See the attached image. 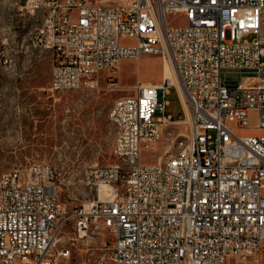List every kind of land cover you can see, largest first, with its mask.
I'll list each match as a JSON object with an SVG mask.
<instances>
[{"label":"built area","instance_id":"built-area-1","mask_svg":"<svg viewBox=\"0 0 264 264\" xmlns=\"http://www.w3.org/2000/svg\"><path fill=\"white\" fill-rule=\"evenodd\" d=\"M21 10L40 23L20 39L0 21L2 69L33 46L52 53V92L98 88L103 74L114 89L123 60L171 56L191 113H167L170 81L118 98L117 162L85 169V203L72 213L51 165L0 173V264H69L64 232L98 223L115 235L109 264H261L264 133L240 132L264 131V0H24ZM162 137L169 148L146 163L142 150Z\"/></svg>","mask_w":264,"mask_h":264},{"label":"rangeland","instance_id":"rangeland-1","mask_svg":"<svg viewBox=\"0 0 264 264\" xmlns=\"http://www.w3.org/2000/svg\"><path fill=\"white\" fill-rule=\"evenodd\" d=\"M119 3L130 0H87ZM24 0H0V21L5 29L13 26L20 39L35 30L40 18L23 13ZM171 24H185L182 16H168ZM264 62V57L262 59ZM167 65V66H166ZM165 67L175 85L166 96L170 101L167 113L184 121L191 107L183 96L180 79L173 60L161 55H143L140 59H126L115 74L117 86L109 88L102 75L95 89L73 92H52L51 51L30 47L19 54L14 70L0 67V173L9 172L34 163H47L59 174V196L67 213H72L85 203L87 189L80 184L85 169L92 165H111L117 162L113 153L115 128L110 122L114 102L134 94L138 82L161 84ZM174 71L173 75L171 72ZM173 76V77H172ZM175 80V81H174ZM158 102H164L158 91ZM161 115L157 112L156 116ZM250 123L256 126L257 118L251 114ZM177 127L186 128V123ZM263 134L264 131H244L240 134ZM170 146L161 138L152 147L142 150L146 163L155 164ZM103 194L109 196L107 188ZM97 225V226H96ZM115 235L103 223L92 224L86 236L79 237L72 226L62 235L61 245L71 249L69 264H109ZM228 264H255L250 259ZM264 264V255L261 258Z\"/></svg>","mask_w":264,"mask_h":264},{"label":"bare ground","instance_id":"bare-ground-1","mask_svg":"<svg viewBox=\"0 0 264 264\" xmlns=\"http://www.w3.org/2000/svg\"><path fill=\"white\" fill-rule=\"evenodd\" d=\"M6 29H11V27H7ZM168 57V56H167ZM169 59H172V57L170 56V57H168ZM173 60V59H172ZM173 65H174V63H173ZM16 66H17V62H16V57H8V71L9 70H14V69H16ZM167 66V65H166ZM170 68L168 67V69L165 67V70H164V75H165V78H164V80L165 81H170L171 83H173V79H174V77H173V79L171 78V76H170V70H169ZM176 71V70H175ZM173 75H175L174 74V71L173 72H171ZM177 73V72H176ZM177 76H178V74H177ZM179 77V76H178ZM175 81V80H174ZM180 83H181V81H180ZM160 85V84H159ZM181 90H182V92H183V96L185 97V98H187L186 97V93L184 92V90H183V88H182V84H181Z\"/></svg>","mask_w":264,"mask_h":264},{"label":"crops","instance_id":"crops-1","mask_svg":"<svg viewBox=\"0 0 264 264\" xmlns=\"http://www.w3.org/2000/svg\"><path fill=\"white\" fill-rule=\"evenodd\" d=\"M4 29H5V27H4ZM163 79H164V77H163ZM51 80H52V75H51Z\"/></svg>","mask_w":264,"mask_h":264}]
</instances>
